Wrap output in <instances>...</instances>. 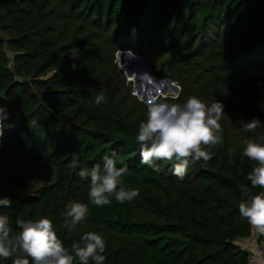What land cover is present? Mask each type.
Segmentation results:
<instances>
[{"label": "trees", "instance_id": "trees-1", "mask_svg": "<svg viewBox=\"0 0 264 264\" xmlns=\"http://www.w3.org/2000/svg\"><path fill=\"white\" fill-rule=\"evenodd\" d=\"M0 33V105L9 113L0 141V198L12 200L0 215L9 217L13 235L21 231L18 219L47 217L70 252L84 233H100L104 264H248L236 242L253 234L239 204L264 191L247 179L256 162L242 156L247 141L264 135V126L244 130L253 117L264 125L258 106L264 103V0H0ZM3 46L25 79L7 81ZM144 47L168 57L164 76L180 92L167 102L196 95L224 105L215 161H190L183 179L173 175L175 160L155 161L159 172L141 163L136 136L147 104L126 90L114 59L118 50L140 55ZM117 77L109 97L106 87ZM101 92L106 102L97 105ZM113 153L117 168H128L118 189L139 195L96 206L90 178L78 173L102 167ZM43 162L54 180L23 191L24 173ZM70 201L89 209L71 232L64 225Z\"/></svg>", "mask_w": 264, "mask_h": 264}, {"label": "clouds", "instance_id": "clouds-1", "mask_svg": "<svg viewBox=\"0 0 264 264\" xmlns=\"http://www.w3.org/2000/svg\"><path fill=\"white\" fill-rule=\"evenodd\" d=\"M147 75V74H145ZM179 93L172 95V100ZM103 92L95 97V103H104ZM260 106L264 109V103ZM225 115L222 102L215 100L211 104L203 97L189 96L184 103L167 102V96H152L147 103V119L139 124L136 141L140 145L141 163L155 172L161 171L155 161L175 160L173 175L183 179L187 173L189 162L210 161L215 153L212 149L223 140V128L220 123ZM9 118L6 107L0 105V141L5 130V121ZM14 125H8L13 127ZM262 122L253 117L244 125V130L254 132L262 127ZM258 142L247 141L242 156L255 161L257 166L248 174L252 188L264 189V135L257 137ZM73 166L78 161V154H73ZM123 164V161H120ZM117 156H105L103 166L97 164L91 169L79 171L80 178H90L88 196L92 204L103 207L110 205L112 197L119 203L132 201L139 195L138 190H125L118 186L121 177L128 172L127 165L117 168ZM247 194L249 189L241 188ZM12 200L0 198V206L11 207ZM64 225L71 232L84 222L88 215V205L70 201L65 205ZM241 217L260 234H264V191L242 201L239 204ZM21 229L12 234L9 217L0 215V258L8 259L15 256L12 264H74V256L80 264H104L106 250L104 237L98 232H86L79 243L73 242L71 252L65 248L58 238L52 221L47 217L30 220H17ZM83 245V246H81Z\"/></svg>", "mask_w": 264, "mask_h": 264}, {"label": "rangeland", "instance_id": "rangeland-1", "mask_svg": "<svg viewBox=\"0 0 264 264\" xmlns=\"http://www.w3.org/2000/svg\"><path fill=\"white\" fill-rule=\"evenodd\" d=\"M0 36L3 35L0 33ZM3 49L5 54L2 62L7 68V81L15 82L25 79V77L27 76H25L23 73L17 72L14 68L13 53L9 51L5 46H3ZM127 52H130V55L135 58L130 57ZM167 58L168 57L166 55L158 56L154 47H144L140 55L133 54L129 50H118L117 53H115L114 63L121 70V74L126 80V90L129 89L132 96H134L138 101L147 104L149 99H151V97L154 96L155 93H164L162 94L163 96H172L175 93L173 90V86L165 82V80L167 79L171 81L170 78L164 76L166 72V63L168 62ZM153 71H157L162 76H153ZM137 73L140 74V76L138 77L139 79L137 78ZM116 81H120V77L113 78L112 82H110V84L106 87V91L109 97L110 89L115 86L113 83H115ZM171 83L176 86L179 85H177L175 82ZM132 102L133 100H131V103ZM139 115L140 114H137V117H139ZM222 122L223 118L220 121L223 128ZM224 129L225 128H223V131ZM210 161L215 160L211 159ZM210 161L204 162L202 160L205 165H207ZM53 180L54 169L44 162L39 163L24 173L22 190L25 192H34L38 187L50 183ZM256 235H258V232L253 229V238H255ZM236 243L241 246L239 239Z\"/></svg>", "mask_w": 264, "mask_h": 264}, {"label": "built area", "instance_id": "built-area-1", "mask_svg": "<svg viewBox=\"0 0 264 264\" xmlns=\"http://www.w3.org/2000/svg\"><path fill=\"white\" fill-rule=\"evenodd\" d=\"M117 53V52H116ZM165 82L171 86H173V90L175 93H179L180 86L176 81H169L168 79L165 80ZM171 82H175L178 86L173 85ZM164 91V89H163ZM160 93H155L154 96H160V98H163V96ZM172 97V96H167ZM239 242L241 244V247L246 250L248 253L247 262L248 264H264V238H259L258 235H256L255 238L253 236L247 237V238H241L239 239Z\"/></svg>", "mask_w": 264, "mask_h": 264}, {"label": "water", "instance_id": "water-1", "mask_svg": "<svg viewBox=\"0 0 264 264\" xmlns=\"http://www.w3.org/2000/svg\"><path fill=\"white\" fill-rule=\"evenodd\" d=\"M127 54L130 55V52H127ZM130 57L135 58V57H133L132 55H130ZM158 97L160 98V96H158Z\"/></svg>", "mask_w": 264, "mask_h": 264}, {"label": "bare ground", "instance_id": "bare-ground-1", "mask_svg": "<svg viewBox=\"0 0 264 264\" xmlns=\"http://www.w3.org/2000/svg\"><path fill=\"white\" fill-rule=\"evenodd\" d=\"M125 67V66H124ZM140 76V74L137 73V78ZM139 79V78H138Z\"/></svg>", "mask_w": 264, "mask_h": 264}]
</instances>
